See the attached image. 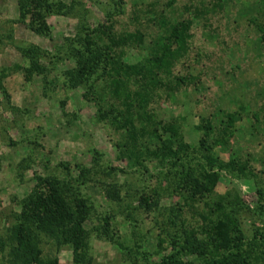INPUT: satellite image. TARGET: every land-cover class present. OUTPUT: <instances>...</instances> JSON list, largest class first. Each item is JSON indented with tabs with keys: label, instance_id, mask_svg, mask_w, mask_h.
I'll return each instance as SVG.
<instances>
[{
	"label": "rangeland",
	"instance_id": "rangeland-1",
	"mask_svg": "<svg viewBox=\"0 0 264 264\" xmlns=\"http://www.w3.org/2000/svg\"><path fill=\"white\" fill-rule=\"evenodd\" d=\"M60 1L64 13L44 14L47 32L37 34L27 17L19 18L17 0H0V264H8L12 213L36 176L58 181L68 201L84 199L85 264H157L179 245L184 226L200 223L190 211H174L182 197L173 196L163 179L155 205L138 202L141 195L153 197L165 166L122 146L119 114L110 112L108 91L99 111L93 100L82 97L81 86L64 85V71L75 66L72 48L78 49L85 33L102 38L101 26L115 34H143L140 45L114 49L121 61L134 64L148 56L151 40L166 34L170 24L192 21L188 50L172 66V73L188 83L156 90L146 111L161 139L167 138L162 124L174 123L190 145L205 120L220 127L223 112L237 111L230 135L217 134L216 140L225 143L214 151L224 161L232 155L244 165V176L220 171L211 197L223 200L224 211L236 217L246 238L264 234V211L258 208L264 209V201L256 192L264 191V39L254 24L264 20L262 1L123 0L119 10L109 0ZM31 46L39 48L40 72L23 79L21 67L29 62L19 48ZM89 69L101 73V64ZM141 142L148 143L147 136ZM39 237L44 260L73 264L68 243ZM179 264L199 262L180 255Z\"/></svg>",
	"mask_w": 264,
	"mask_h": 264
},
{
	"label": "trees",
	"instance_id": "trees-1",
	"mask_svg": "<svg viewBox=\"0 0 264 264\" xmlns=\"http://www.w3.org/2000/svg\"><path fill=\"white\" fill-rule=\"evenodd\" d=\"M109 1L117 10L123 5V0ZM261 1L260 14L264 16V0ZM17 8L19 18L27 17L34 32L42 34L47 32L44 14H63L66 5L60 0H17ZM191 23L190 19H181L170 24L166 34L151 40L148 56L134 64L121 61L114 49L132 43L140 45L142 33L115 34L110 26H101L98 33L102 38L97 40L92 34L85 33L79 39L78 49L73 47L71 50L75 66L64 71L67 83L64 85L69 88L81 86L82 97L93 100L99 111L105 100L103 95L108 91L113 96L110 97V112L119 114L122 146L138 152L140 158L148 157L165 166V175L152 189L153 197L141 195L138 202L146 208L155 205V197L163 192L158 187L163 179L165 188L173 196L182 197L181 204L174 211L180 214L183 209L190 211V217L200 222L184 226L179 245L162 255L157 264H179L180 255L196 259L199 264H264V234L257 231L246 238L236 217L224 211L223 200L211 197L220 171L244 176V165L232 155L224 161L214 151V146L223 147L225 143L222 138L216 140L217 134L230 135L237 111L223 112L225 120L220 127L205 120L197 127L200 135L195 145L183 142L174 123L169 122L161 126L167 133V138L161 139L157 122L151 119L150 111H146L148 99L156 95V90L163 86L176 89L188 83L185 77L172 73V66L188 50ZM254 24L263 40L264 20ZM102 40L104 45H99ZM19 51L29 62L27 68L21 67L23 79L32 72H40L37 63L39 48L31 46L19 48ZM99 63L101 73L89 69ZM138 86L143 87V91ZM145 136L148 143H138V139ZM256 192L264 201V191L257 188ZM17 203L19 210L12 213V223L6 233L8 264H56L55 257L45 260L41 257L40 235L56 244L68 243L73 264H85L83 220L87 207L84 199L73 197L68 201L62 195L58 181L36 176L33 187ZM159 244L157 241L156 245ZM3 249L0 240V252Z\"/></svg>",
	"mask_w": 264,
	"mask_h": 264
}]
</instances>
